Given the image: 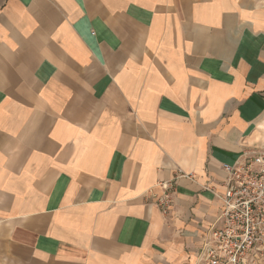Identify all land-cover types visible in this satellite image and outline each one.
<instances>
[{"label":"crops","instance_id":"0c3cea01","mask_svg":"<svg viewBox=\"0 0 264 264\" xmlns=\"http://www.w3.org/2000/svg\"><path fill=\"white\" fill-rule=\"evenodd\" d=\"M253 151L264 0H0V264H198Z\"/></svg>","mask_w":264,"mask_h":264},{"label":"built area","instance_id":"2783aa9c","mask_svg":"<svg viewBox=\"0 0 264 264\" xmlns=\"http://www.w3.org/2000/svg\"><path fill=\"white\" fill-rule=\"evenodd\" d=\"M218 212L197 251L198 264H264V151L243 153L222 166ZM155 205L168 215L174 183L162 182Z\"/></svg>","mask_w":264,"mask_h":264}]
</instances>
